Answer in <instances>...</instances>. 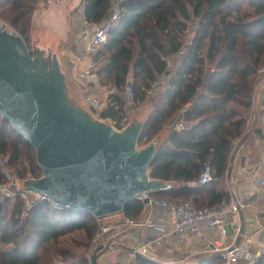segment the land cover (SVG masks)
<instances>
[{"label":"trees","instance_id":"trees-1","mask_svg":"<svg viewBox=\"0 0 264 264\" xmlns=\"http://www.w3.org/2000/svg\"><path fill=\"white\" fill-rule=\"evenodd\" d=\"M116 3L83 0L85 21L101 24ZM118 4L117 26L95 57L97 66L101 64L98 83L111 92L103 118L119 122L129 102L132 110L149 106L151 119L141 145L179 118L151 171L154 178L181 182L185 188L150 197L190 202L197 209L218 207L229 198L218 190L217 182L225 175L234 142L244 133L255 79L264 67V0H119ZM47 6L48 0H0V18L30 45L32 17ZM183 33L189 34L190 42ZM184 44L188 46L183 49ZM173 56L174 70L168 69ZM165 74H170L168 87L148 97ZM131 79L138 83L128 101L124 94ZM0 124V155L10 170L5 173L0 165V182H9L5 180L9 175L41 178L33 147L1 116ZM181 124L195 127L181 130ZM207 165L213 182L199 185ZM8 203L0 207V264H90L87 255L99 229L92 215L60 211L48 200L29 206L20 195L10 207ZM145 206L136 200L122 215L136 220ZM107 245L119 246L109 241L94 250ZM224 260L223 254H203L186 264H224ZM134 264L161 263L137 256ZM253 264H264V250Z\"/></svg>","mask_w":264,"mask_h":264},{"label":"water","instance_id":"water-1","mask_svg":"<svg viewBox=\"0 0 264 264\" xmlns=\"http://www.w3.org/2000/svg\"><path fill=\"white\" fill-rule=\"evenodd\" d=\"M82 3L70 7L48 0V8L32 17L30 45L0 18V116L33 147L42 173L38 179H12L10 188L32 206L48 200L60 211L90 214L99 221L124 214L142 196L150 205V196L185 185L152 175L174 127L141 145L151 119L149 106L131 111L128 125L119 130L102 110L94 112L85 102L72 54L73 16ZM113 14L111 8L104 21L111 22ZM110 247L100 246L90 264H98Z\"/></svg>","mask_w":264,"mask_h":264},{"label":"crops","instance_id":"crops-1","mask_svg":"<svg viewBox=\"0 0 264 264\" xmlns=\"http://www.w3.org/2000/svg\"><path fill=\"white\" fill-rule=\"evenodd\" d=\"M77 16V19L76 16L73 18L74 30L77 28L85 30L86 27L94 26L85 21L84 5ZM77 38L78 35L75 34L76 43L72 48V54L80 57V61L76 60L75 69L79 68L78 62H83L85 54L83 45L76 47V44H81L83 41L82 37L78 40ZM262 115H264V75L258 72L255 79L253 106L247 118L244 133L234 142L225 175L217 182L218 190L226 192L228 200L237 198L249 204L248 209L229 218L227 242L234 248L238 246L239 238L241 240L251 238V247L256 259L257 255L264 250V191L258 187L259 179L264 177V118ZM116 219L118 221L120 217ZM170 219V214L162 209L146 205L142 215L136 221L148 225L121 230L113 240L119 246L104 253L99 258L98 264H134L136 256H131L130 251L142 247L150 239L160 237L163 233L161 227ZM204 235V239L188 236L180 240L171 237L169 241L154 243L150 250L155 255L153 256L155 261L161 264H186L200 255L213 254L220 235L213 229H205Z\"/></svg>","mask_w":264,"mask_h":264},{"label":"built area","instance_id":"built-area-1","mask_svg":"<svg viewBox=\"0 0 264 264\" xmlns=\"http://www.w3.org/2000/svg\"><path fill=\"white\" fill-rule=\"evenodd\" d=\"M119 2V1H118ZM114 5V14L111 22L103 21L101 24L94 25L93 27H86L82 34V40L85 45V54L83 55V64L80 66L79 78L83 84L87 86H93L98 84L97 71L98 66L95 62V57L99 54L100 49L107 44L109 36L112 30L117 26L119 21V4ZM172 66L171 61H168V68ZM264 75V67L259 71ZM157 87L155 83L152 88L147 92V96L151 97L153 89ZM126 100L130 101L134 98V91L132 85H128L127 91L124 94ZM85 102L94 111L104 110L102 102L93 97L92 95H84ZM130 111L119 122H115L117 129H124L129 123ZM264 118V115H262ZM195 127L194 124L182 125L181 130H191ZM4 166V163H0ZM259 170V168H257ZM10 177V175H9ZM213 182L212 168L207 165L204 167L198 184L204 185ZM258 187L264 191V177H261L258 182ZM17 193L14 192L10 185L6 182H0V207L10 201L15 200ZM147 196L139 198L140 201H144ZM150 205L156 206L163 211L170 214L171 219L164 223L161 227L162 234L160 237L150 239L142 247L130 251L131 256L135 257V252H138L142 257L155 261L150 248L154 243L161 241H169L171 237H176L182 240L184 237L191 236L195 239H204V230L213 229L220 235L219 243L215 247L213 253L223 254L225 257L224 264H243L254 263L256 255L251 247V238L242 239L238 246L234 248L228 244V220L231 216H237L242 211L249 208V204L242 199L233 198L228 201H224L218 207L197 209L190 202L174 203L167 199H161L157 197H149ZM29 206L31 204L28 201ZM120 219L116 222L104 223L106 220H99V229L95 232L91 246L87 255V258L91 261L94 249L103 242L113 241L117 234L124 228L131 227L136 228L140 226H146V223H138L135 219L125 217L123 215L118 216Z\"/></svg>","mask_w":264,"mask_h":264},{"label":"rangeland","instance_id":"rangeland-1","mask_svg":"<svg viewBox=\"0 0 264 264\" xmlns=\"http://www.w3.org/2000/svg\"><path fill=\"white\" fill-rule=\"evenodd\" d=\"M56 1H57V3L62 4V5H68V6H70V7H74V6L76 5V3H77L78 0H56ZM82 6H83V3H82V5H81L80 9L74 13L73 18L76 16V19H77V17H78L77 15H78L79 11H81ZM47 8H48V6H47ZM47 8H46V9H47ZM42 10H45V9H42V8H41V9H39L38 11H42ZM192 30H193V31H191V34H193V32L195 31V28L192 29ZM74 31H75V32H74V35H75V34L78 35V38H77V40H78L80 37H82V34H83V31H84V30H82V29H80V28H77V29H75ZM187 33H188V32H187ZM187 33H183V36H184V38H186L185 40H186L187 42H190V36H189V34H187ZM181 35H182V34H181ZM75 43H76V39L74 40V43H73V47H72V48H74V44H75ZM185 43H186V42H185ZM79 45H83V48H84V50H85L84 41H82L81 44H76V47L79 46ZM184 46H188V45L184 44ZM185 49H186V50H183V54H182V56L185 55V53H186L187 50H188V47L185 48ZM84 50H83V51H84ZM184 51H186V52L184 53ZM72 53H73V51H72ZM73 56L76 57L75 54H73ZM76 60L80 61V57H76ZM168 61H171V64H172V66H170V68H168V69H172V70H174L175 65H174L173 63H174V61H175V57L170 58ZM82 64H83V62H78V67H79V68L75 69V72H74V76H75L76 81L79 82V84L82 86V89H81L82 94H83V95H92L93 97L99 99V100L102 102L103 107H104V106H107V104H108V102H109V97H110V95H111V92L109 91V89L103 88L101 85H99V83H98L97 85H93V86H91V87H88L87 85L83 84L82 81H81L80 78H79L80 66H81ZM76 65H77V63H76ZM100 65H101V64H98V69H100V67H101ZM169 79H170V74H165V75L160 76L159 79H158V82H157V87L153 89V94H152V95H156L158 92H162V91H164V90L168 87V85H169ZM137 83H138V81H134L133 79H131L129 84L132 85V86H134V85H136ZM84 87H86V88H84ZM148 97H149V96H148ZM129 111H130V112L133 111V110L131 109L130 102H129V104H128V112H129ZM175 122L178 123L179 120L177 119ZM175 122L171 124L172 127H173V125L175 124ZM0 128H1V124H0ZM5 161H7V160L4 159V158L0 155V163L3 162V163H4V166H2L1 164H0V165L4 168L3 171H4L5 173H8L10 170H9V168L7 169V167L5 166V163H6ZM8 178H9V179H8ZM8 178H5V180L7 179V181L10 182V181L12 180V176L10 175V177H8ZM9 182H6V183L9 184ZM169 201H170V200H169ZM14 202H15V200H10L9 203H8V204H9V207H10L11 205H13ZM171 202H172V201H171ZM117 217H118V216H117ZM117 217L114 216V217H112V218L106 219V221H104V223H109V222H111V221L114 222V221L117 220V219H116Z\"/></svg>","mask_w":264,"mask_h":264}]
</instances>
